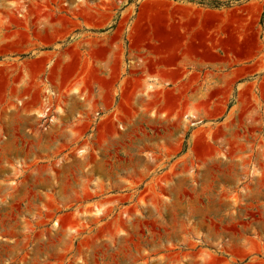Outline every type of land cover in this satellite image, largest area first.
Masks as SVG:
<instances>
[{"label":"rangeland","instance_id":"obj_1","mask_svg":"<svg viewBox=\"0 0 264 264\" xmlns=\"http://www.w3.org/2000/svg\"><path fill=\"white\" fill-rule=\"evenodd\" d=\"M156 61L157 111L73 98ZM0 264H264V0H0Z\"/></svg>","mask_w":264,"mask_h":264},{"label":"crops","instance_id":"obj_2","mask_svg":"<svg viewBox=\"0 0 264 264\" xmlns=\"http://www.w3.org/2000/svg\"><path fill=\"white\" fill-rule=\"evenodd\" d=\"M178 66V63L165 66L157 61L151 65L128 64L124 74L120 73L119 65L94 68L86 84L78 85L81 93L76 91L73 98L83 109H120L131 113L154 108L157 111L162 107L164 91L169 97L177 92Z\"/></svg>","mask_w":264,"mask_h":264}]
</instances>
